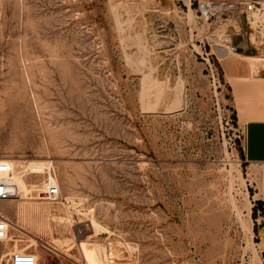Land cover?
Wrapping results in <instances>:
<instances>
[{
    "label": "rangeland",
    "instance_id": "rangeland-1",
    "mask_svg": "<svg viewBox=\"0 0 264 264\" xmlns=\"http://www.w3.org/2000/svg\"><path fill=\"white\" fill-rule=\"evenodd\" d=\"M196 6L0 0V157L30 169L29 188L48 176L35 165L46 161L61 189L57 201L0 200L19 226L9 236L22 239L0 240V264L35 245L40 264H89L82 241L92 240L118 263L264 264L258 172L235 140L215 49L238 22L198 23Z\"/></svg>",
    "mask_w": 264,
    "mask_h": 264
},
{
    "label": "built area",
    "instance_id": "built-area-1",
    "mask_svg": "<svg viewBox=\"0 0 264 264\" xmlns=\"http://www.w3.org/2000/svg\"><path fill=\"white\" fill-rule=\"evenodd\" d=\"M196 21L205 23L211 19L238 22L240 29L234 31L232 38L227 42L228 49L232 52H238L243 48L244 42H250L257 50L264 47V0H197ZM244 29V32L242 31ZM239 34L242 41L234 43V35ZM220 40L223 41L221 38ZM212 75L215 80V73L211 64ZM218 83L220 81L218 80ZM235 140L239 141L243 151V142L245 139V125L236 120ZM48 176L33 187L28 192L22 190L18 183V177H26L30 172L27 167L10 165L5 161H0V200H13L21 198L34 192L35 196L44 195L51 201L59 200L61 189L58 182L51 179L50 166H48ZM31 186L30 183H28ZM10 220L0 211V240L6 241L9 236ZM7 264H40L38 255L32 250H13L7 256Z\"/></svg>",
    "mask_w": 264,
    "mask_h": 264
},
{
    "label": "crops",
    "instance_id": "crops-1",
    "mask_svg": "<svg viewBox=\"0 0 264 264\" xmlns=\"http://www.w3.org/2000/svg\"><path fill=\"white\" fill-rule=\"evenodd\" d=\"M234 54L247 59L248 66L242 65ZM222 63L233 112L245 125L244 161L258 172L256 194L264 205V56L231 51Z\"/></svg>",
    "mask_w": 264,
    "mask_h": 264
},
{
    "label": "bare ground",
    "instance_id": "bare-ground-1",
    "mask_svg": "<svg viewBox=\"0 0 264 264\" xmlns=\"http://www.w3.org/2000/svg\"><path fill=\"white\" fill-rule=\"evenodd\" d=\"M234 20H228L227 22H233ZM238 24V23H237ZM240 29V26H239V24H238V28L236 29V31L237 30H239ZM223 41H226V42H223L222 44H219V45H216L215 46V49L217 50V52H218V55L222 58V60L224 61V59H225V57H226V55L228 54V53H230V50L228 49V44H227V42L232 38V36H231V33L230 32H223V33H221L220 34V36H219ZM0 161H5V162H7V163H9L10 165H14V166H17L18 168H19V166H25V165H19V164H17L15 161L16 160H14V159H11V158H8V157H0ZM48 162H50V161H48ZM47 162L46 161H43V160H41V161H36V163H35V165L37 166H41L42 167V169H44V168H47L49 165H47L46 164ZM51 163H52V161H51ZM27 166V165H26ZM54 167V166H53ZM51 179L52 180H54V181H56V182H58L57 181V178H56V176L55 175H51ZM17 180H18V183L20 184V187L22 188V190H24V191H26V192H28L29 191V186H28V182H27V180L24 178V177H18L17 178ZM33 197V196H32ZM36 198H38V199H43V197H41V196H36ZM29 203V202H28ZM61 203V202H60ZM63 203V202H62ZM24 204H25V202H24ZM30 205V204H29ZM32 205V204H31ZM27 208H30V211H29V213H32V214H34L36 217H40V216H42V217H44L43 216V213H44V211H41L42 210V208L41 207H39V206H29V207H27V206H25V205H21L20 206V211L21 212H23V213H25L26 212V210H27ZM46 209V208H45ZM46 211H47V209H46ZM5 216V215H4ZM54 217H56V216H54ZM25 218V217H24ZM49 218V217H48ZM66 218V217H65ZM70 218V217H69ZM47 219V218H46ZM58 219V218H57ZM62 219H63V217H62ZM42 220V219H41ZM60 220V219H59ZM92 224H93V226H94V228H95V231L97 232L98 231V225H97V220L94 218V217H92ZM38 221V220H37ZM49 221V220H48ZM52 221V220H51ZM66 221H68V222H70L71 223V225L73 226L74 224H72V219H67ZM18 222V221H17ZM40 222V221H39ZM60 222H62V221H60ZM67 222V223H68ZM67 223H66V225H65V227L66 226H69V225H67ZM40 224V223H39ZM10 225L11 226H13L14 227V229H19V226L17 225V224H13V223H10ZM30 225V224H29ZM48 225H50L51 226V224H48ZM36 226V225H35ZM47 226V225H46ZM39 227V226H38ZM43 227V226H42ZM34 228V227H33ZM106 228V227H105ZM73 234H74V232H73ZM16 236V235H15ZM21 241L22 239H20V237L19 236H16V237H11V236H8V238H7V241ZM32 241V240H31ZM32 242H35V241H32ZM15 244H16V242H15ZM82 244H83V248H84V251H85V253H86V255H87V258H88V262H89V264H131V263H123V262H121V263H118V262H116V260H115V258H116V253H115V251L113 250V247L110 245L109 246V248H108V246H105V245H103V244H101V243H99L97 240H92V241H89V242H87V241H82ZM109 249V250H108ZM13 250H20L19 249V247L18 246H14V249H10L9 251H10V253L13 251ZM32 251H34L35 253H36V255H38V257H39V254H38V251H37V247H36V245L32 248ZM9 253V254H10ZM4 255V254H3ZM118 256V255H117ZM2 258H0V260H1Z\"/></svg>",
    "mask_w": 264,
    "mask_h": 264
},
{
    "label": "trees",
    "instance_id": "trees-1",
    "mask_svg": "<svg viewBox=\"0 0 264 264\" xmlns=\"http://www.w3.org/2000/svg\"><path fill=\"white\" fill-rule=\"evenodd\" d=\"M236 117V116H235ZM236 118H234V121L236 123ZM256 205H263L260 200H257ZM264 206V205H263ZM254 209H256V206H254Z\"/></svg>",
    "mask_w": 264,
    "mask_h": 264
}]
</instances>
